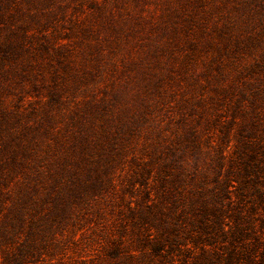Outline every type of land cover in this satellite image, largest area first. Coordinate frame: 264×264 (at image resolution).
Instances as JSON below:
<instances>
[{
	"label": "rangeland",
	"instance_id": "rangeland-1",
	"mask_svg": "<svg viewBox=\"0 0 264 264\" xmlns=\"http://www.w3.org/2000/svg\"><path fill=\"white\" fill-rule=\"evenodd\" d=\"M0 43V264H204L224 185L264 264V0H0Z\"/></svg>",
	"mask_w": 264,
	"mask_h": 264
},
{
	"label": "trees",
	"instance_id": "trees-1",
	"mask_svg": "<svg viewBox=\"0 0 264 264\" xmlns=\"http://www.w3.org/2000/svg\"><path fill=\"white\" fill-rule=\"evenodd\" d=\"M20 51L21 46L18 44L0 43V70L4 65H6L5 61H16ZM7 148L8 144L5 145V149ZM10 153H12L11 150ZM12 157L13 161L16 160L17 154L14 153ZM160 186L163 187L164 192H166L167 189H165L164 181L161 182ZM158 197V194L156 197H152L151 191H149L147 194L149 203L147 204L146 211H143L141 214L144 223L153 222L154 224L159 222V224H161L165 222L163 220V216H159L160 212L156 211L158 203L155 199ZM226 200H228V202H226ZM150 201H152V203H150ZM213 201L214 203L211 206H209V203L206 202L201 206L202 208H197L195 210L196 219L192 221V230L194 233H197V237L194 241L202 245L203 252L207 251V246L211 248L217 247L221 243V246L225 247L224 249H228L227 251H222L220 253L217 251L216 253L212 254L207 253L208 255H205L204 257V264H215L217 261L222 260V258L225 260L226 264H233L234 259L237 257L236 254H238V251H236V248L232 247V245H234L235 240L239 239L243 235L242 233L244 230V227L242 229L240 228V221L238 222L237 220L240 219V217L244 218L243 222H241L242 224L248 223L249 220L244 216H239L235 220V224H232L231 220H227L229 217V208H226V205L229 206L233 202L232 194L229 190H227V185L222 186V191L217 192V195L213 198ZM18 221H21L20 216H16L15 223L12 225L14 229H16L18 225ZM239 233L240 236H238ZM150 235H153V233H150ZM229 236H231V238H229ZM176 237L177 236L173 238V241H179V239ZM157 238L158 236L149 237V239H152L153 242L148 243L152 245V248L155 252H160L164 249L165 243L163 244V242Z\"/></svg>",
	"mask_w": 264,
	"mask_h": 264
}]
</instances>
